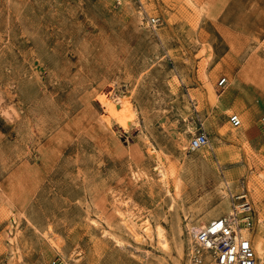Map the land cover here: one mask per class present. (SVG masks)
Masks as SVG:
<instances>
[{"label":"rangeland","instance_id":"374dc122","mask_svg":"<svg viewBox=\"0 0 264 264\" xmlns=\"http://www.w3.org/2000/svg\"><path fill=\"white\" fill-rule=\"evenodd\" d=\"M145 1L156 29L132 0H0V264H185L188 222L227 212L224 191L247 192L264 240V0Z\"/></svg>","mask_w":264,"mask_h":264},{"label":"built area","instance_id":"2783aa9c","mask_svg":"<svg viewBox=\"0 0 264 264\" xmlns=\"http://www.w3.org/2000/svg\"><path fill=\"white\" fill-rule=\"evenodd\" d=\"M118 4L122 0H116ZM136 12L150 28L156 29L162 23L161 15L150 13L145 0H132ZM227 78L222 76L218 86H226ZM264 122V115L261 117ZM228 121L233 127L242 124L236 112L228 114ZM209 138L204 130L193 134L188 141L190 150H197L208 144ZM231 210L211 219L204 225L186 226L190 239L187 242L185 264H264V253L255 248L252 232L256 225L255 208L247 192L231 195Z\"/></svg>","mask_w":264,"mask_h":264},{"label":"bare ground","instance_id":"6f19581e","mask_svg":"<svg viewBox=\"0 0 264 264\" xmlns=\"http://www.w3.org/2000/svg\"><path fill=\"white\" fill-rule=\"evenodd\" d=\"M110 105H112L114 107L116 115L119 116L120 118H125L127 116L126 99L124 96L116 95L113 98ZM233 138H237V135L235 134V136H233ZM219 164H217L218 169L220 168ZM157 168H158V171L160 173V178L162 180V183L164 184L163 187H164L165 191L171 194L170 189L168 188V185L166 182V177H167L166 172L160 166H158ZM219 171H220V169H219ZM179 186H180V184H179V180L177 178V180L175 181V190L177 192L180 191ZM222 193H223L222 198L224 199V200L223 199L222 200L228 201V204H229L228 210H231V207H232L231 202L229 201V199H227L229 193L227 191H224ZM114 204H115L117 214L122 219L126 228L129 230V232L134 236V238L137 241H141L142 238L146 237V236L152 237V235H153L152 230H154V228L152 227V224H151V222L147 216H145V215L140 216V214H138L137 212L134 211L133 206L127 200L121 199L120 197H114ZM169 210H175V199H172V203L169 206ZM205 222H206V220H202V221H199V223H202V224H196V225L202 226L205 224ZM94 223H95V221H94ZM190 225L191 224H189V222H188V226H190ZM155 232H156V235L158 238V242L161 244V246L163 248H166L167 247V240L164 236V229L161 226H157L155 229ZM109 235L112 236L111 234H109ZM114 240H116L117 243L121 244V241L119 239H117L116 237H114ZM255 248L259 254L264 253V240H258L256 245H255Z\"/></svg>","mask_w":264,"mask_h":264},{"label":"crops","instance_id":"0c3cea01","mask_svg":"<svg viewBox=\"0 0 264 264\" xmlns=\"http://www.w3.org/2000/svg\"><path fill=\"white\" fill-rule=\"evenodd\" d=\"M219 80V79H218ZM217 80V81H218ZM218 85H217V83H216V87H217ZM218 88H222V90L224 91V89H225V86L223 87V86H219ZM220 91V93L219 94H221L223 91ZM219 97V96H218ZM253 113V115L251 116L250 115V113ZM256 112H255V108L254 107H252L250 110H248V111H246V114H245V116L246 117H248L249 119H251V120H253L254 119V117H255V115H257V114H255ZM206 223V222H205ZM197 224H202V223H199V222H197Z\"/></svg>","mask_w":264,"mask_h":264}]
</instances>
